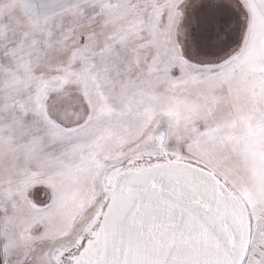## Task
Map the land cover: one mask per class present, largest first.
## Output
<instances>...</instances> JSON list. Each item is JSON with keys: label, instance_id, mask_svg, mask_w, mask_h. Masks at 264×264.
I'll return each mask as SVG.
<instances>
[{"label": "snow or ice", "instance_id": "6c2138e0", "mask_svg": "<svg viewBox=\"0 0 264 264\" xmlns=\"http://www.w3.org/2000/svg\"><path fill=\"white\" fill-rule=\"evenodd\" d=\"M0 264H264V0H0Z\"/></svg>", "mask_w": 264, "mask_h": 264}]
</instances>
